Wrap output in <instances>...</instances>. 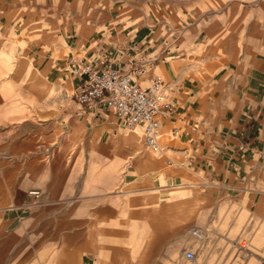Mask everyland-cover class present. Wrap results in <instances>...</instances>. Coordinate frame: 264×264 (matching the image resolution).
I'll use <instances>...</instances> for the list:
<instances>
[{
    "label": "rangeland",
    "instance_id": "1",
    "mask_svg": "<svg viewBox=\"0 0 264 264\" xmlns=\"http://www.w3.org/2000/svg\"><path fill=\"white\" fill-rule=\"evenodd\" d=\"M128 46V62L162 66L171 97L168 71L214 77L264 55V0H0V208H19L38 241L75 237L77 224L85 241L154 240L235 220V199L179 168L178 128L160 126L157 150L140 128L76 104L68 58L92 63Z\"/></svg>",
    "mask_w": 264,
    "mask_h": 264
},
{
    "label": "crops",
    "instance_id": "2",
    "mask_svg": "<svg viewBox=\"0 0 264 264\" xmlns=\"http://www.w3.org/2000/svg\"><path fill=\"white\" fill-rule=\"evenodd\" d=\"M131 49L107 57L103 50L100 58L124 66ZM160 67L147 68L143 86L159 77L155 72ZM168 73L176 107L160 126L179 129L173 131L181 145L178 166L217 190L214 196L220 200L235 199V220L193 222L174 227L179 233L172 238L157 233L154 240L85 241L84 227L77 224L75 237L38 241L35 224L21 222L19 208H0V264H264V55L255 54L241 68L214 77ZM155 229L163 232L164 226L157 223ZM188 252L192 260L186 258Z\"/></svg>",
    "mask_w": 264,
    "mask_h": 264
},
{
    "label": "built area",
    "instance_id": "3",
    "mask_svg": "<svg viewBox=\"0 0 264 264\" xmlns=\"http://www.w3.org/2000/svg\"><path fill=\"white\" fill-rule=\"evenodd\" d=\"M67 64L76 80L77 105L92 108L97 114H113L125 128H140L145 146L158 149L160 121L174 111L176 104L166 94L159 77L142 85L141 80L147 75L146 60L139 58L118 66L111 61L77 60L71 55ZM185 256L188 260L194 258L190 252Z\"/></svg>",
    "mask_w": 264,
    "mask_h": 264
},
{
    "label": "bare ground",
    "instance_id": "4",
    "mask_svg": "<svg viewBox=\"0 0 264 264\" xmlns=\"http://www.w3.org/2000/svg\"><path fill=\"white\" fill-rule=\"evenodd\" d=\"M137 137H138V133H137ZM135 139H136V137H135ZM157 150H162V148H160V146H159ZM156 153H157V152H156Z\"/></svg>",
    "mask_w": 264,
    "mask_h": 264
}]
</instances>
